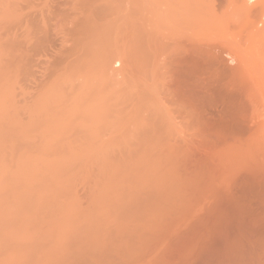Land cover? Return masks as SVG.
Returning a JSON list of instances; mask_svg holds the SVG:
<instances>
[{
  "label": "rangeland",
  "instance_id": "1",
  "mask_svg": "<svg viewBox=\"0 0 264 264\" xmlns=\"http://www.w3.org/2000/svg\"><path fill=\"white\" fill-rule=\"evenodd\" d=\"M21 1L14 7L5 1L9 8L0 9V51L22 55L10 70V77L15 78L13 84L12 78L9 80L10 88L14 87L10 91L19 92L16 102L24 93L29 101L37 98V104L44 106L56 99L52 95L66 96L72 88L84 98L81 101L89 99V104H101L105 115L102 125L107 127L101 130L100 126L99 129L95 126L92 131L97 129L95 133L99 136L102 131L103 135H108L101 139L103 143L96 139L93 146L97 151L92 147L73 153L77 162L62 174L65 189L42 204L41 211L43 207L45 210L42 217L48 221L65 208L67 218L64 219L73 222L96 218L106 221L109 215L104 212L105 204L98 200L104 189L113 185L120 171L123 140H129L125 141L128 148L129 142L138 141V137H132L134 131L136 135L141 133L134 123L135 105H130L129 90L136 75V56L130 41L138 32L136 20L143 15L154 17L156 12L136 13L135 10L133 15L113 7L96 8L106 0H31L29 5ZM127 7L133 9L135 5L131 2ZM222 10L216 12L217 18L212 22L214 29L205 32L217 39L224 37L222 52L218 56H191L187 65L178 64L184 66L177 67L175 61L171 63L165 77L168 92L165 89L160 95V101L163 99L164 104L165 97L168 107L179 116L176 121L195 132L183 138L173 135L176 147L172 150L166 146L168 150L164 147L166 151L161 153L164 159L168 156L166 163L172 173L166 178L165 187L161 186L157 193L170 203L165 205L162 214L151 213L146 217L139 214L141 218L131 222L112 217L110 223L107 222L112 234L106 232L94 250L64 251L58 264H264V135L254 125L264 119V82L255 77L264 66V56H257L254 49L252 54L251 48L246 50L244 17L238 19L234 27L233 23L227 30L222 28L223 36L218 32L213 34L217 27L226 24ZM99 33L109 35L107 44L115 53L113 66L122 68L112 76L100 71L103 60L90 63L94 65L85 67V72L77 69L78 56H71L76 44L90 43ZM242 49L245 56H232ZM241 66L242 73H250L245 77L246 85L236 71ZM180 72L182 75L176 74ZM24 97L22 95L21 101ZM18 109L21 112L22 109ZM107 128L115 135L120 131V136L112 135L114 138L110 139ZM141 135L139 142L135 140L136 144L131 146L144 148L142 142L146 138ZM104 140H108L106 146ZM48 142L46 137L43 155L56 151ZM109 143L118 145L120 153L115 145V150L105 148ZM139 149L136 154L132 153L137 160L130 163L146 161L144 156L148 153ZM137 166L142 170V165ZM136 187L137 191L141 188ZM60 189L58 186L56 191Z\"/></svg>",
  "mask_w": 264,
  "mask_h": 264
},
{
  "label": "bare ground",
  "instance_id": "2",
  "mask_svg": "<svg viewBox=\"0 0 264 264\" xmlns=\"http://www.w3.org/2000/svg\"><path fill=\"white\" fill-rule=\"evenodd\" d=\"M5 1L13 7L20 4L17 3L18 0H0V9L8 7ZM131 2L135 5L133 9L127 7V4ZM21 4L29 5L32 2L22 0ZM109 7L133 15L135 10L136 13L143 10L156 12L154 17L143 15L136 20L138 32L130 41L136 56V72L134 71L136 75L132 89L129 90L132 97L130 105L133 103L135 105L133 118L136 122L134 123L137 124L138 131H141L137 135L134 131V135L131 136L134 139L138 137V141L133 140L137 143L140 134L142 138L145 136V142L140 139L142 143H145L142 144L144 148L142 149L141 145L131 146L136 144L131 140L130 146L127 145L129 147L125 148L129 140H123V138L124 146L118 143L124 151L120 155L122 159H119L120 171L115 175L113 185L109 187L111 190L108 187L104 189L98 200L101 204H105L104 212L109 215L106 221L96 218L73 222L64 219L67 218L65 208L48 221L44 220L42 215L45 210L43 207L41 211L42 204L46 200L54 199L50 197L59 196L65 189V186L62 187L64 183L62 174L77 162L73 153L80 149L81 151L92 149L96 139L100 142L107 135H103L105 132L102 131L103 134L99 136L97 129L92 131L95 126H98V129L99 126L100 129L103 127L105 115L101 104H89L90 101H87L89 99L81 101L84 98L75 90L72 91V88L66 96L52 95L53 99L56 98L53 101L49 94L48 99H51V102L48 101L49 104L44 106L42 103L37 104V98H30L29 101L28 96L25 98L23 93L22 101L21 94L20 98L17 97L20 99V101L17 99V102L22 106H17L15 97L19 92L15 93L13 89L14 96L10 91L14 87L10 88L9 85L15 82V78L10 77V70L13 69L17 57L22 55L13 54L15 52L11 51L8 53L0 51V264H58L60 255L64 251L94 250L106 232L112 234L107 224L112 217L118 218V221L120 219L130 221L141 218L139 214H144L146 217L151 213L157 215L164 212V207L170 203V200L164 201V196L157 192L161 186L165 187L166 178L172 173V169L168 167V162L166 163L168 156L165 160L161 153L166 151V146L174 150L176 144L174 140L172 142L175 138L173 135L177 134L183 138L195 132L176 121L179 116L176 117L173 110L168 107L165 97L164 104L163 99L160 101V95L165 89L168 90L165 77L171 69V63L175 61L174 63L179 67L183 63L186 64L191 56H218L217 54L222 52L224 37L217 39L216 36H210L211 34L205 35L206 31L214 29L215 25L212 27V22L215 17L217 18L220 8L223 9L222 15L226 17L223 22L226 24L217 27L213 34L220 33L222 28L227 30L228 25L233 23L234 27L237 25V20L244 17L246 21L243 25L247 27V35L244 39L246 50L251 48L250 53L254 49L257 56L262 58L264 56V0H106L98 4L96 8L108 9ZM222 33L225 34V32ZM222 33H220L221 36H223ZM107 36L99 33L90 43H78L74 46L71 56H78L75 59L79 62L77 69L86 72L85 67L94 65L90 63L103 60L100 71L110 76L122 71L121 67L113 66L115 53L107 44L109 40ZM243 51L242 49L232 56H245L246 53L244 54ZM86 56L89 59H83ZM181 56L186 57L180 58ZM179 63L182 64L178 65ZM67 66L70 68V63ZM187 67L184 69L190 68ZM242 68V66L238 67L236 71L242 75V83L246 85L245 77L250 73L247 71L248 74L245 75L241 71ZM176 74L182 75L181 72ZM255 74L257 80L264 82V66ZM237 77L240 76L237 75ZM11 78L12 82L9 81ZM18 107L22 109H20L21 112L18 111ZM179 115L182 116L181 113ZM255 117L252 118L254 121L257 120ZM112 120L115 121V119ZM254 125L257 131L264 135V119L261 122H254ZM137 127L134 129L136 130ZM109 131L110 139L114 138L112 135L115 133ZM92 132H97L96 137L92 136ZM119 132L117 131V134ZM46 137L49 138L48 144L56 151L43 155ZM118 140L122 141L120 138ZM99 142L96 143L99 144ZM107 142L105 141L104 146ZM110 143L114 142L110 141ZM110 143L105 148L110 147L111 150H115V147L113 149L115 144ZM115 146L118 147L116 151L120 153L119 146ZM131 147L133 148L129 149ZM136 147L148 153L144 156L146 160L144 163H141L144 159L139 161L140 163H130L134 160V154L137 153ZM94 148L92 150L95 151L96 147ZM172 150L169 151L172 152ZM137 164L142 165V170L138 169ZM137 170L140 171L137 172ZM137 185L141 186L138 191ZM58 186L61 189L56 191ZM114 230L112 229V232L117 231L116 228Z\"/></svg>",
  "mask_w": 264,
  "mask_h": 264
}]
</instances>
